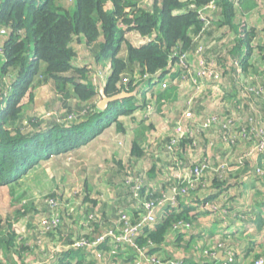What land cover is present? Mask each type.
<instances>
[{
    "label": "trees",
    "instance_id": "trees-1",
    "mask_svg": "<svg viewBox=\"0 0 264 264\" xmlns=\"http://www.w3.org/2000/svg\"><path fill=\"white\" fill-rule=\"evenodd\" d=\"M199 61L212 75L196 79L202 92L188 104L192 92L183 87L201 68ZM37 78L52 84L59 94L67 114L64 123L34 128L37 123L31 117L20 116L22 99ZM164 78H169L164 89L170 97L175 94L183 109L169 121L167 117L168 126L151 139L153 129L145 113L151 112L153 103L148 98L153 101L156 94L151 89ZM101 87L107 98L135 94L100 110ZM213 87L225 103L222 110L215 111L210 104ZM70 99L78 100L73 110L68 106ZM171 102L165 104L163 113L171 110ZM187 109L200 120L210 114L230 117L234 129L221 128L220 137L206 128L179 138L176 122ZM136 110L141 116H135ZM24 123L33 128L26 130ZM127 126L136 127L132 140L125 139L130 144L129 158L113 163L109 170L111 184L115 183L113 205L99 198L91 179L81 176L82 187L73 195L75 207L68 209L61 192L42 203L45 213L37 232L44 235V242L38 251L32 243H23L25 233L30 239L37 233L36 225L24 230L17 217L0 221V261L5 252L11 256L5 259L7 264H94L87 254L95 258L98 252L106 258L120 251L126 255L124 261L137 264V259L143 260L138 250L150 260L177 223L189 226L177 231L180 242L201 217L216 220L223 229L230 212L239 223L243 221L237 212L260 222V210L254 214L236 204L241 195L236 191L248 192L257 183L264 188V147L260 148L264 142V0H0V185L16 183L50 158L74 163L94 155L105 166L108 161L95 155L102 145L99 138L109 127L122 134ZM231 136L232 142L223 141ZM173 139L175 144H171ZM94 140L97 143L91 144ZM192 153L200 155L209 170L181 196L186 173L198 166ZM143 161L149 164L145 168ZM82 171L83 166L79 175ZM171 187L178 188L174 203L163 207L169 209L163 217L156 213L153 224L133 240L134 247L117 244L112 237L92 250L75 247L109 231L118 234L126 223L140 224L146 215L144 204L166 199ZM201 190L208 192L207 198L192 200V193ZM232 196L234 208L228 209ZM241 207L244 212L238 211ZM261 210L264 214V202ZM52 216L58 219L55 227ZM58 234L57 247L49 248L46 236L53 239ZM217 245H223L220 252L231 249V264H242L238 254L248 255L251 250L238 251L226 239L208 245V253ZM257 259L264 261V253L255 255L249 264Z\"/></svg>",
    "mask_w": 264,
    "mask_h": 264
},
{
    "label": "rangeland",
    "instance_id": "rangeland-1",
    "mask_svg": "<svg viewBox=\"0 0 264 264\" xmlns=\"http://www.w3.org/2000/svg\"><path fill=\"white\" fill-rule=\"evenodd\" d=\"M201 62H198V67H200ZM42 68H40V71ZM205 72V67H201L196 76H191L190 78L192 81H195V77L202 76ZM212 75V72L208 73L206 77H210ZM40 78H37L35 80V83H33L32 86H30V89L28 90V93L26 96L22 99V102L20 104L21 107V113L20 116L22 117H31L32 123H37V126H34V128H46L47 126L53 125L54 122H59L60 124L65 122V118L67 116L66 111L63 110V106L61 105V100H59L60 97L54 86L52 84L44 83L43 80H39ZM165 84V86L168 88L169 78H164V81L159 82L158 84L154 85L153 92L156 94L160 93L162 89V84ZM191 87V83L187 84ZM69 89V88H68ZM211 90L214 92V96L211 99V106L215 111L222 110L225 103L219 99L218 96V89L216 87L211 88ZM189 91V89L187 90ZM71 93V92H70ZM154 97L153 101H150V98H148V103H153V106L150 105L149 107L154 108L153 112H146L145 117H149V121L146 122L147 124L151 125V130L153 129V132L149 134L151 139L153 137H158L161 133V129H165L169 123H167V115L163 113V110L165 109V104H168L170 95L169 91L167 90L166 93L163 94L162 97ZM123 99V98H122ZM120 99V100H122ZM101 102V100H98V104ZM97 104V106H98ZM78 105V100L76 99H70L68 101V106L71 107L73 110ZM135 116L139 117L141 116V113L138 112V110L134 111ZM234 116V113H233ZM140 119V118H138ZM220 121H226L230 120L231 118L224 116L219 118ZM232 123V122H231ZM126 124H130L129 121H126ZM24 125H27L24 123ZM234 126V124H233ZM30 130L33 127L31 124L26 126ZM107 134V133H106ZM163 139V138H162ZM161 139V141H162ZM119 141V140H115ZM127 146L124 144V148ZM104 147V146H103ZM109 148V147H108ZM107 150V149H105ZM112 152H117V150L112 149ZM124 155H127V147L125 152H122ZM112 154V153H111ZM110 154L106 153V157H109ZM192 159H198V155L196 153L191 154ZM88 160L90 162V165H88ZM80 161H83V159H80L78 162H74L71 160H65L60 158H50L48 161L40 162L37 165H35L33 168L29 170V172L22 176L16 183H10L7 185H0V221L4 220L6 217H17L19 219V226L20 228H25L24 230H28V227L33 224L34 231H38V223L43 217L45 213V207L43 208L42 203L47 199L46 197L54 193V195H60V197L64 204L69 203V207L73 206L75 207V196L73 195L79 193V187H82V182H80L79 177H85V179H92L89 178L91 174L98 175V177L102 175H106L109 173L108 170H111L114 166L113 163H115V156H110V159H108V163L104 166L106 168L103 170L102 166L99 165H93L91 162L92 155H89L88 157H85V160L82 164ZM122 161V160H121ZM83 166L82 174L79 175L81 171V167ZM95 168L98 169V173H96ZM102 174V175H100ZM88 181V180H87ZM98 181V180H97ZM90 182V181H88ZM98 183H102L101 181H98ZM101 188V187H100ZM102 191H97L99 198L101 200L107 201L111 204L110 199L106 196L107 194L104 193V188L101 189ZM56 191V192H54ZM49 199V198H48ZM78 200V199H77ZM63 204V206H64ZM73 205V206H72ZM32 222V223H31ZM82 231V230H81ZM27 235V240L23 242L26 243H32L31 246H35L36 250L38 251L39 245H41L44 241L42 240V237L44 235H41V233L37 232L32 237V239L28 238V233H25ZM63 234V233H62ZM61 238V234H58L55 236V238L47 237L46 236V242H49L47 245H49V248H56V244L54 243L59 238ZM1 232H0V244H1ZM3 242V241H2ZM2 246V245H1ZM3 248V247H2ZM5 248V246H4ZM46 248V247H45ZM112 254V253H111ZM102 254L96 252L95 256L98 257ZM144 255V257L148 258L147 255ZM140 255V256H141ZM87 259L94 258L90 254H87ZM9 253L4 252V258L6 261L10 258ZM0 258H3L2 256V250L0 248ZM156 257L152 255L150 260H154ZM0 261V264H7L5 261ZM86 258L84 259L86 262L88 261ZM106 258H103V260L100 263L97 264H109L108 260H105ZM119 255H117L115 258H113V262L115 264H118ZM150 260L148 262H150ZM112 261V260H111ZM94 264L96 261H93ZM141 264V263H140Z\"/></svg>",
    "mask_w": 264,
    "mask_h": 264
},
{
    "label": "crops",
    "instance_id": "crops-1",
    "mask_svg": "<svg viewBox=\"0 0 264 264\" xmlns=\"http://www.w3.org/2000/svg\"><path fill=\"white\" fill-rule=\"evenodd\" d=\"M153 90V89H151ZM154 91V90H153ZM172 101L170 104H172L171 110L168 112H165V115L168 117V121L170 118L180 111L181 105L178 101V99L175 97V94H172L169 101ZM177 107V109H175ZM196 120H200L199 117H194ZM172 121V120H171ZM136 127L127 126L126 131L122 134H118L113 132L112 127H109L107 130L103 132V135L99 138L102 141V145L99 147L95 155H101L103 160L110 159V156H115V163L122 160V162H126L129 158L130 153V144L126 141H131L134 135V130ZM107 133V134H106ZM126 139V140H125ZM119 140V141H115ZM124 140V143L127 145L124 148V143L122 142ZM95 140L91 144H95ZM97 143V142H96ZM122 143V145H120ZM90 144V145H91ZM104 146V147H103ZM109 147V148H108ZM127 147V155H124L122 152H125ZM107 149V150H105ZM112 149L117 150V152H112ZM106 153H109L110 156L106 157ZM112 153V154H111ZM93 162L91 164L101 165L100 163H97L98 160L95 159V156H92ZM202 157L198 155V159H201ZM85 160V159H84ZM83 161H80L79 164L83 163ZM264 161V159L262 160ZM139 163V162H138ZM99 164V165H98ZM143 168H145L148 163L142 162ZM102 166V165H101ZM103 170L104 166H102ZM98 169L95 168L96 173H98ZM101 170V169H100ZM138 170V169H137ZM109 170L107 169V172ZM102 175V174H100ZM113 176V175H112ZM89 178H92L91 181L93 182V187L95 188V192L102 191L101 189L104 188V193H106L107 197L111 199V196L113 195L114 185L115 183L111 184V176L110 173L106 175H102L98 177V175H93ZM245 181H247V178ZM101 181L102 183H98V181ZM249 183V182H248ZM114 186V187H113ZM101 187V188H100ZM114 190V191H113ZM94 191V190H93ZM207 191H196L195 193H192V200L198 199H204L207 198ZM236 193H241L240 198L238 201H236L237 205H241L246 207L247 211L250 213L254 212V214L261 213L259 217H261L260 222L255 223L253 222L254 219H246L244 216L237 212V217L240 219V221H243V223H239L236 220L234 221V212H230L227 221L224 223L223 226H225V229H223L219 223H217L216 220H210V217H201L199 218V221L196 222L193 226V228L181 238V241L178 242L177 234L174 232H170V235L167 238V241L165 242L164 246L158 247L159 251L157 254H153L155 256V260L162 259V260H177L180 261V264H213V260L209 257L208 253V245H211L212 243L216 242H222L226 239H230L231 244L235 246L236 250L242 251L247 248H251L248 255H244L242 252L238 254V261L242 264H249L252 259H254L255 255L257 254H263L264 253V214L261 210V205H263L264 202V188L257 184H254L253 186H249V191L245 192L243 190L238 189ZM113 205V204H111ZM167 206V205H166ZM186 207H190L191 205L186 204ZM113 207V206H112ZM229 208H234V196H232L230 203L228 205ZM256 208V211L254 210ZM241 207L238 208V211L242 210ZM168 207L166 209H161L158 212V217H163L165 213L168 211ZM244 212V210H242ZM212 241V242H209ZM189 244V245H188ZM45 245V244H44ZM46 246V245H45ZM115 252V251H114ZM117 255L119 256L118 264H136L135 260L128 263L125 260V254H123L120 251L115 252L114 254H111L109 256H106L109 264H112L113 258H115ZM125 255V256H124ZM114 256V257H113ZM246 256V258H245ZM140 257V256H139ZM104 257H96L92 258L93 261H96L95 264L100 263L103 260ZM112 260V261H111ZM219 261V259H217ZM138 262V259H137ZM141 264H149L146 261L139 260ZM161 263H165L164 261Z\"/></svg>",
    "mask_w": 264,
    "mask_h": 264
},
{
    "label": "built area",
    "instance_id": "built-area-1",
    "mask_svg": "<svg viewBox=\"0 0 264 264\" xmlns=\"http://www.w3.org/2000/svg\"><path fill=\"white\" fill-rule=\"evenodd\" d=\"M202 66V63L200 64V67ZM210 73V72H204V74L202 76H197L195 77V81H192V79L190 78V83L192 84L191 87L188 85H185L183 88H185V90L187 91L189 89V93L192 92V94L189 96V100H188V104H190L192 102V98L196 97L198 95L201 94L202 92V86H200L198 83H196V79L197 78H204V79H210L209 77H206V75ZM197 74V73H195ZM195 74L191 75V76H196ZM190 76V77H191ZM188 84V83H187ZM162 89H164L166 86L163 83L162 85ZM151 112H153L154 108L150 107L149 109ZM207 118L203 119V120H196L193 116V114L190 112L189 109L185 110L182 115L179 116L178 121L176 122V126H175V132L178 134V137H192L194 133H199V130L201 129H212L213 133L216 134L218 137H220V129H227V128H231L234 129L233 124L231 123L230 120H226V121H220L219 118H217L214 115H208L206 116ZM191 123V124H188ZM234 140V136L229 137V139H223V141L225 142H232ZM176 140L173 139L171 141V144H175ZM264 147V142H261V146L260 148ZM192 159V158H191ZM196 160L197 165L196 168L194 170L188 171L185 175V178L183 179V183L186 184V187L183 188L182 190H180L179 194H181V196H184L187 194L189 187L192 186L194 183L198 182L201 177H203L204 173H207L209 170V167L204 165L202 163V161L200 159H193ZM222 165L220 168L223 169ZM211 169V168H210ZM178 188L177 187H171L169 188L168 193L172 194V197H168L166 196V199H162L159 200L156 203H145V209H146V215L142 217L140 224L136 225V226H129L127 223L125 225V227L118 233H114L113 231H109L105 236L100 237L98 240H95L93 242H89V241H81L79 243L75 244V247L77 248H86V249H95L97 247L100 246V244H102L106 238L108 237H112L114 239V241L117 244H129L131 246H135L133 240L139 236L142 232V229L145 228L146 226H151L155 220V215L156 213H158L161 208H163L164 206H166L167 202H171L172 204L174 203V197L176 195ZM166 194V195H167ZM137 195V194H135ZM58 222L57 217L52 216V225L53 227L56 226V223ZM45 223V222H44ZM43 223V224H44ZM189 226L185 225L183 223H177L176 225L173 226L172 231L174 233H177V231H179L181 228L183 229H187ZM223 248V245H217L216 249L213 251V253L209 254L210 258L215 259L216 255L218 253H222V256L224 257V261H216L214 264H231L233 262V253L231 251L230 248H225L223 252H220V249ZM139 254H143V251L138 250ZM101 255H99L98 257H100ZM141 259L145 260L146 262H148V258L144 257V255L140 256ZM151 264H180V261L177 260H167L165 263H158L157 260H150ZM137 264H140V262L138 261ZM254 264H264V261L262 259H257Z\"/></svg>",
    "mask_w": 264,
    "mask_h": 264
},
{
    "label": "water",
    "instance_id": "water-1",
    "mask_svg": "<svg viewBox=\"0 0 264 264\" xmlns=\"http://www.w3.org/2000/svg\"><path fill=\"white\" fill-rule=\"evenodd\" d=\"M99 94L101 96V102L98 104V108L100 110H105L109 103L118 101V100H120L122 98H125V97H131L135 93H132V94H124V93H122V94L116 95L114 97L107 98L104 95V89L101 87L100 90H99ZM167 196L170 198V197H172V194L168 193ZM217 259H219V261H224V258H223L221 253H218Z\"/></svg>",
    "mask_w": 264,
    "mask_h": 264
},
{
    "label": "clouds",
    "instance_id": "clouds-1",
    "mask_svg": "<svg viewBox=\"0 0 264 264\" xmlns=\"http://www.w3.org/2000/svg\"><path fill=\"white\" fill-rule=\"evenodd\" d=\"M221 254H222V253H221ZM217 255H218V254H217ZM217 255H216L215 259H214V260H216V261H218V260H217ZM223 258H224V257H223ZM218 262H219V261H218ZM213 264H214V263H213Z\"/></svg>",
    "mask_w": 264,
    "mask_h": 264
}]
</instances>
